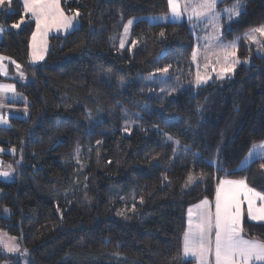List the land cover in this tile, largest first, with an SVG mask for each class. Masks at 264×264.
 I'll use <instances>...</instances> for the list:
<instances>
[{"label":"trees","instance_id":"1","mask_svg":"<svg viewBox=\"0 0 264 264\" xmlns=\"http://www.w3.org/2000/svg\"><path fill=\"white\" fill-rule=\"evenodd\" d=\"M239 2L241 15L230 26L222 19V39L239 38L238 56L251 54L253 63L176 94L194 75L195 35L192 20H149L169 14L168 0H60L66 13L79 12L78 26L51 36L37 65L35 21L20 0L0 6V54L23 73L0 79L16 84L28 113L0 127V146L15 150L2 154L15 176L0 180L10 210L0 228L19 238L29 264H190L183 258L190 205L213 199L224 178L264 192V159L241 167L264 141V53L243 38L264 26V0ZM162 80L169 87L160 92ZM243 230L264 242V223L246 219ZM10 258L20 264L0 248V264Z\"/></svg>","mask_w":264,"mask_h":264},{"label":"snow or ice","instance_id":"2","mask_svg":"<svg viewBox=\"0 0 264 264\" xmlns=\"http://www.w3.org/2000/svg\"><path fill=\"white\" fill-rule=\"evenodd\" d=\"M5 3H11V0H0V6ZM24 14H30L31 19L35 21L36 31L33 33V50L32 60H43V51L45 41L43 39L37 40V37L46 36L48 31L52 28L70 30L75 29L76 25L73 23L79 12L76 11L74 15H66L64 9L61 7L60 0H22ZM218 0H187L181 6L180 0H168L169 10L173 19H179L182 13L189 11L188 19L191 21L196 19H207L215 24L221 18V14L216 12V5ZM229 20L232 16L241 15L239 0L232 6V8L225 9ZM162 19H168L162 17ZM20 23H24L23 16ZM20 23L13 24V28H18ZM132 20L128 21L131 25ZM3 29L0 28V32ZM128 28L125 27V33ZM256 34L264 37V26L251 29L244 34V39L259 44ZM163 35V33H161ZM215 42L217 47L223 55V63L217 72V78L223 79L233 73L235 66L241 61L236 53L239 45V38L229 44H223L219 37L209 38V44ZM134 43V42H133ZM121 47H124V42L121 41ZM5 59L0 56V74L7 75L5 65L2 63ZM192 61H197V51L192 53ZM15 63V61H12ZM219 63V61H217ZM19 69L20 65H16ZM205 70L209 65L205 63ZM157 71L167 72L168 68L158 69ZM215 71V68H213ZM23 79V73H20ZM211 79L207 74L202 75L197 64V71L195 73L194 84L199 87L206 84ZM9 92H15L14 85L0 84V97H5ZM0 101V107H2ZM7 123L4 116L0 115V124ZM169 139L172 137L169 136ZM99 143V142H98ZM179 143V141H177ZM249 160L253 158L264 159V141L252 146ZM3 151V149H0ZM13 151H15L13 149ZM264 168V164L261 165ZM10 175L7 171H0V176L8 177ZM192 177H189L191 180ZM259 202V203H258ZM246 205V209H245ZM196 216L195 223L193 222V209L188 210L189 225L188 230L184 233L183 238V254L185 257H193L199 261V264H211L210 256L214 255L215 264H264V242L247 239L242 235V221L246 215L249 221H264V192L257 191L255 188L250 187L245 179H220L215 189V211L212 212L211 202L205 198L199 204L195 205ZM8 212V209H4ZM214 234V245H213ZM5 234L0 233V247L7 248L9 252L17 251L15 245H9L4 240ZM10 240H15V237H10ZM27 251V250H25Z\"/></svg>","mask_w":264,"mask_h":264},{"label":"rangeland","instance_id":"3","mask_svg":"<svg viewBox=\"0 0 264 264\" xmlns=\"http://www.w3.org/2000/svg\"><path fill=\"white\" fill-rule=\"evenodd\" d=\"M222 1L223 0H218V3L216 5V12L221 14V18L215 22V24L219 25V28L215 27L214 24L210 23L207 19H203V18H201V19L193 18L192 19V21H193L192 22L193 32L195 35V46H194L193 51L194 50L197 51V61L196 62L192 61V64L194 66V75L190 80L183 81L182 83H178L177 89L176 90L174 89L175 91L173 90V92H171L172 94L173 93L176 94L177 92H179V90H182V89H185L188 87H197L194 84L195 73L197 71V64H199V69H200L202 75L207 74L208 76L211 77V79H209L208 82H211L214 80H220L217 78V72L219 71L220 66L223 63V55H222V52L217 47H215L214 41L211 45L209 44V38L219 37L220 41L223 44H229L233 41H236L237 38L232 39V40H226V39L223 40L222 39V31H223L222 19H224L226 21L227 26H230L231 21H233L239 17V16L233 15L232 19L229 20L228 15H227V13L224 12V10L232 8V6L220 5V3ZM180 3H181V6H183L185 3H187V0H180ZM239 5H240V11L242 12L244 7L242 6V4L240 2H239ZM190 12H191V6L189 5V11L182 13V16H184L183 18L185 20H189L188 15ZM74 14L75 13H71V14L66 13V15H70V16L74 15ZM162 17H167L168 19H162ZM171 19H172V16H171L170 11H169L168 15H151V16H149V20L152 22H165V21H169ZM129 20L133 21V23L131 25L128 24ZM136 21H137V19L135 17H133V18L128 19L124 23L122 33L120 34V37H119V47L120 48H122L121 47V41L124 42V47L128 45V42L130 41V37H131L132 26L135 24ZM73 23L76 25V27L78 26L77 16H76L75 20L73 21ZM126 26L128 28L127 33H125V27ZM256 36H257V40L260 41L259 44L253 43L252 41H249V40H247V42L252 46L253 50L257 54H263L264 53V37H261L259 34H256ZM46 55L42 61L45 60ZM236 55L239 58V60L242 61L241 63H244L246 66H249L253 63V57L251 56V54H249L245 58H240L238 56V53H236ZM42 61H40V62H42ZM217 61H219V63H217ZM205 63H207L209 65V68L207 70H205V68H204ZM238 65L239 64H237L235 66V69ZM213 68H215V71H213ZM235 69H234V71H235ZM234 71L232 74H230L229 76H227L223 79L232 77L234 74ZM166 73H168V71L163 72V73L161 72V73H159L158 77L165 78ZM160 84L162 85L160 87V92H163L164 88L169 87V84H167L163 80L160 82ZM202 85H204V84H202ZM12 177H13V175L10 174L8 177H6V181L7 182L10 181L12 179ZM2 196H3V190H2V188H0V216L7 218L10 214V210L2 201V198H3ZM4 209H8V212H5ZM0 233L5 234L4 240L10 246L15 245L18 249L17 251L9 252L7 250V248L0 247L3 250V252L5 254H7L8 256H17L20 264H29V255L23 249V246H22L19 238L16 235H13L10 232H8L5 228H0ZM10 237H15L16 239L10 240L9 239ZM13 260H14L13 258L6 259V260L2 261L1 264H13V262H14Z\"/></svg>","mask_w":264,"mask_h":264},{"label":"crops","instance_id":"4","mask_svg":"<svg viewBox=\"0 0 264 264\" xmlns=\"http://www.w3.org/2000/svg\"><path fill=\"white\" fill-rule=\"evenodd\" d=\"M21 3H22V0H20ZM23 5V3H22ZM62 7V6H61ZM66 14V12H65ZM30 15V14H29ZM31 16V15H30ZM184 16H180L179 19H171V21H175V22H178V21H181L183 20ZM1 28V27H0ZM73 30V29H72ZM36 31V25H35V28H34V31L33 33ZM70 30H64V29H57V28H52L48 31L47 35L46 36H43V37H40L38 36L37 37V40H41L43 39V41H45V46H44V51H43V56L45 57V55L47 54L48 52V48H49V39L51 36L53 35H65L66 33L70 32ZM33 33L31 35V38H30V62L34 65H37V64H41L43 61L42 60H38V61H33L32 60V46H33V40H32V37H33ZM3 38V31L0 32V40ZM0 56H3V57H6V58H9L8 56L6 55H3V54H0ZM12 59L9 58V59H5L4 61H2V63L5 65L6 67V70H7V75H4V74H0V77H7V78H19L21 79V76H20V73L22 72L21 69L19 68L17 70L16 68V65L17 63H12ZM42 61V62H40ZM8 63H12L13 64V70L10 72L8 71ZM0 84H11V85H14L15 87V92H9L6 94V98L5 97H0V101H2V104L3 106L0 107V115L4 116L5 119L7 120V123H3V124H0V127H3V128H6V127H10L11 126V118H15V117H19V118H24V117H27L28 113H27V108H26V98L24 97V95L22 94V92L18 91L17 90V87H16V84L13 82V81H8V80H5V79H0ZM260 142L258 143H255V144H259ZM0 149H3V151H0V171H7L9 172L11 175H13L12 179L14 178L15 176V169H14V166H13V163L4 158L2 156V154H10L12 155L14 153L13 149L11 148H8V149H4L0 146ZM252 147L250 149V151L248 152V154L246 155V157L242 160L241 162V167L242 168H245L247 166H249L253 161L257 160V159H260V158H253L251 160H249V156H250V153L252 152ZM13 168V169H12ZM11 179V180H12ZM224 179H233V180H238L236 178H224ZM0 180L1 181H6V177H2L0 176ZM248 184V183H247ZM249 185V184H248ZM250 186V185H249ZM251 187V186H250ZM205 199V198H203ZM203 199H201L200 201L190 205L187 209V212H186V230L185 232L188 230V225H189V214H188V210L190 208L193 209V222L195 223V216H196V210H195V205L199 204ZM210 202H211V205H212V212L214 213L215 211V195H214V198L213 199H209L207 198ZM259 203V202H258ZM245 209H246V205H245ZM248 219L247 218V215H246V210H245V216H244V219L242 221V228H243V222ZM251 222H255V223H264V221H251ZM184 232V233H185ZM242 235L245 236V238L247 239H254V240H258L256 238H253V237H250V236H247L245 233H244V230L242 232ZM184 238V236H183ZM213 245H214V234H213ZM260 241V240H258ZM263 242V241H261ZM183 258L184 260H187V261H191L190 264H199V261L196 260L195 258L193 257H185L184 254H183ZM210 261H211V264H215V261H214V255L213 256H210L209 257Z\"/></svg>","mask_w":264,"mask_h":264}]
</instances>
